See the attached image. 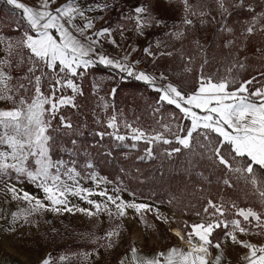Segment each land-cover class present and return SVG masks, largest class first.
Masks as SVG:
<instances>
[{
  "label": "snow or ice",
  "instance_id": "6c2138e0",
  "mask_svg": "<svg viewBox=\"0 0 264 264\" xmlns=\"http://www.w3.org/2000/svg\"><path fill=\"white\" fill-rule=\"evenodd\" d=\"M180 2L185 13L182 24L192 26L194 21L188 16L191 5L188 0ZM6 3L18 12L19 23L15 31L21 35L15 41L0 37V53H3L0 55V102L11 105L8 108H0V183L4 184V190L10 194L12 200L23 201L29 205L25 210L11 213L13 223L21 216L27 220L28 216L42 211L58 214L80 212L89 217L99 216L101 212H105L109 219L125 217L128 209L134 210L141 219L144 212L154 211L149 204L124 201L118 194L120 192L118 188L114 189L116 194H109L106 189L93 192L91 189L81 187L77 179L80 173L76 168L69 166L63 159L53 160L51 157L50 153L55 144L52 133L64 131L68 134L73 130L71 120L61 114L62 109L79 107L76 98L82 96L84 91L78 81L97 66L111 68L149 85L160 94L158 103L166 102L175 106L182 114L181 119L190 121L189 125L181 122L162 124L164 131L154 133L126 125L131 129L130 139L134 142L143 141L149 145L145 149V155L139 159L153 158L151 147L153 144H177L179 147L166 149L165 155L171 157L182 150H188L191 155L207 161L212 169L222 167L226 176L242 177L246 183L254 186L264 200V190H261L264 179L258 177V170L264 173V86L250 90L249 86L253 84L255 77L241 81L237 76L231 75L233 68L244 69L243 63L234 62L228 69V75L219 79L202 73L197 81L198 86L191 93L184 92L171 82L157 86L158 80H167L163 73L137 71L135 66L139 61L129 62V57L137 48L133 47L131 51H126L119 57L99 50L102 41H107L116 48H120V45L114 38L113 29L111 27L96 29L95 21L76 0H64L62 3L60 0H35L32 5L21 0H6ZM155 3L159 4L160 0H155ZM216 3L222 19L218 21L216 17L212 19L221 24V31H232L226 25L227 17L232 12L224 0H216ZM95 7L103 12L108 10L110 5L97 3ZM231 7L255 13L253 6L246 4L245 0H236ZM111 8L115 10V4L111 5ZM132 13L134 15L129 14L126 18L134 20L133 31L139 36H143L144 30L153 24L162 26L165 23L153 16L148 10V5L143 3L134 6ZM191 14L197 15L196 12ZM198 15L204 17L208 13L199 12ZM261 17H264V12L253 15L242 34L246 37L253 35L257 31L256 24ZM100 19H103V16ZM204 22L201 20L202 24ZM259 30L264 31V26ZM125 31L123 27L119 29L121 37ZM173 35L180 39L184 32L177 31ZM196 43L199 46V41ZM143 51L155 57L151 46L145 47ZM160 55L171 56L172 53L161 52ZM14 67L19 73L15 76ZM186 71L191 69L186 68ZM124 78L121 76V79ZM13 80L16 83H13ZM98 88L99 83L93 85L94 90ZM69 91L71 95L66 94ZM115 93L116 89L113 88L110 95L114 96ZM104 107H108L107 102ZM57 120L58 123L54 124L53 122ZM171 120L176 121L177 117L173 115ZM107 127L117 129L115 116L109 118ZM164 133H170L172 138H168ZM96 135L101 139L105 135H111L117 141L129 138L116 134V131L100 132ZM72 143L75 144L76 141L73 140ZM136 146V143L131 145L132 148ZM29 160L34 161L35 168L29 167ZM88 167L92 165L89 164ZM11 173H15L17 181L23 178L42 190L43 199L23 188H18L15 184L6 183L3 178ZM62 176L67 177L73 184L71 186L67 184ZM90 178L97 180L95 175ZM100 182L97 180V186ZM223 183L228 187L232 186L227 178ZM69 194L84 200L92 205V208L85 209L70 204ZM92 195L103 197V202L89 199ZM109 205L114 206L115 210L113 211ZM233 210L234 215L242 220L225 218L226 214H233ZM155 211L158 213V209ZM203 213L207 217L206 220L184 225L190 229L185 233L189 245L187 250L173 247L167 253L160 252L156 257L149 259L139 257L133 247L132 264H209L210 248L220 251L212 264H221L223 259L221 242H214L211 239L213 233L221 227L230 229L225 232V236L230 238L232 243L248 249V254L243 257L247 264H264V246L258 247L248 241L238 240L236 235L237 232L248 234L251 227L264 230V214L252 208H238L234 202L217 203L210 199ZM196 215L200 216L201 213L197 212ZM3 218L0 216V219ZM156 218L167 221L166 217L159 214ZM244 224L249 227H245ZM175 234L181 240L184 239L179 231ZM118 235V231L112 230L106 233L105 238L111 241L112 237ZM112 246L111 242L107 245ZM40 264H52L51 256L42 259ZM120 264H124V261L122 260Z\"/></svg>",
  "mask_w": 264,
  "mask_h": 264
},
{
  "label": "rangeland",
  "instance_id": "374dc122",
  "mask_svg": "<svg viewBox=\"0 0 264 264\" xmlns=\"http://www.w3.org/2000/svg\"><path fill=\"white\" fill-rule=\"evenodd\" d=\"M2 1L0 0V8ZM21 2L32 5L35 0H21ZM60 2L62 3L64 0H60ZM76 2L86 10V13H92L93 8L100 12L95 7L97 3H108L110 5L108 10L103 11L105 15L102 20H104V23L108 20L106 25L113 29L116 41L120 45L119 49L122 52L125 51L130 43L129 48H137V51L132 52L131 56L138 52L140 64L138 69L140 71L152 74L153 72L155 74L163 73L167 77V80H158L157 86L163 85L165 82H171L179 88V85H182L187 93L192 92L186 89L193 85L197 86L198 78L202 73L205 76L213 77V79H219L228 75V69L234 62L237 64L243 63L245 67L242 70L233 68L231 75L237 76L241 81L255 77L253 84L249 86L250 90L264 86V75H262L264 74V31L259 30L261 26H264V17H261L256 24L257 31L253 35L246 37L242 33L252 18L243 22L241 20L233 22L229 21L227 17L226 25L232 31H221V24L212 19L213 17H216L217 21L222 19L216 0H188L189 5H191V11L188 16L194 21L192 26L182 24L185 13L184 6L180 0H160L159 4H156L155 0H76ZM224 2L230 11L235 9L231 5L236 0H224ZM142 3L148 5V10L153 16L163 20L165 23L162 26L153 24V26L144 30L145 34L143 36H139L133 32L135 27L134 20L126 17L129 14L134 15L132 13L133 7ZM245 3L251 4L253 8L259 7L253 15L264 12V0H245ZM113 4H115V10L111 8ZM2 12V15L0 14V37H7L13 41L19 39L21 33L15 31L19 23L17 10H12V15L5 11ZM192 12H196L197 15L193 16ZM199 12H206L208 15L200 17L198 15ZM201 20L205 22L202 24ZM121 27L126 29L123 37H121L119 32ZM177 31H183L184 36L177 39L173 35ZM132 40L134 41L132 42ZM196 41H199V46ZM148 46H151V51L155 53V57L144 53L143 49ZM161 52H171L172 55L162 56L160 55ZM0 55H3V53H0ZM188 58H191V60L189 61ZM186 68H190L191 71H186ZM18 74L14 67L13 75ZM122 75L126 76V74L122 73L92 75L89 98L87 96L83 97V95L76 98V103L81 104V107L86 110L85 114L92 116L94 125L98 128L97 133H112L116 131V134L129 138L124 141H117L111 135L105 136H110L118 144L131 148L133 143L138 146V143L144 142H134L130 139L131 129L126 127V125L143 129L148 133H154L164 131L162 124H175L177 122H181L184 125L190 124V121L181 119L182 114L178 109L166 107V102H154L150 111L144 106V102L142 103V98H140V102L135 100L134 103L127 104V106L123 105V107L115 104L110 92L122 80ZM13 83H16V81L13 80ZM96 83H99L98 90L93 89V85ZM44 90L47 91L46 88ZM128 93L130 94L131 92L129 91ZM66 94L71 95L70 91ZM105 102L108 103L107 108L104 107ZM8 107H11V105L7 102H0V108ZM173 115L177 117L176 121L171 120ZM112 116L116 117L117 129L115 130L107 127V122ZM61 132L65 133L64 131ZM71 133V131L68 132V135H71ZM52 134L55 137V144L50 153L51 157L54 149L62 141L61 138H58L59 132ZM164 134L168 138H172L170 133ZM160 144L163 143L153 145H157L159 148ZM176 147H179V145ZM145 149H143L140 157L145 155ZM164 151V149L160 150V152ZM155 157L156 155L153 154V158ZM196 157L189 154L186 164L183 163L185 165L182 164L180 167L185 171L193 169L196 166ZM52 159L56 160L53 157ZM61 159L68 162L69 166L75 167L80 173L77 179L81 187L91 189L93 192L106 189L109 194H116L114 189L118 188L120 189L118 194L124 201L149 204L154 211L144 212L142 214L143 219L132 209L127 210L125 217H114L112 219H109L105 212H101L99 216L89 217L80 212L58 214L51 211H42L28 216L27 220L21 216L18 221L13 223L11 213L25 210L29 208V205L23 201L12 200L10 194H7L6 190H4V184L0 183V216L4 217L0 219V248L13 257L22 259L24 263L40 264L42 259L51 256L52 264H120L124 259V254L133 247L136 250H150L155 247L162 248L172 242L180 243L175 235L172 234V227L176 226L187 238L185 233L190 229L184 226L185 223L191 225L207 219L203 213L207 201L202 202L199 198L190 201V199L180 195L181 191L178 192V195L174 193L176 191L164 192L165 194L172 192L174 195L179 196L180 200L174 199L178 206L195 212L187 211L182 214L178 212L171 202L163 201L159 195H153V192L138 193L132 191L122 184L121 181L115 182L101 175L98 171L91 170L84 173L79 171L78 169L82 168L83 163L78 160L72 164L71 159L68 157H61ZM151 159H145V162ZM89 164L90 162H87V167ZM28 165L31 168L36 167L33 160H29ZM87 169H91V167ZM92 175H95L97 180L101 181L99 186H97V180L90 178ZM258 177L264 179L259 171ZM225 178L230 180L231 187L223 183ZM3 179L6 183L15 184L18 188H23L41 199L44 197L42 190L36 188L34 184L25 181L23 178L17 181L15 173H11ZM62 179L70 186L73 184L72 181L67 180V177L62 176ZM221 182L226 189L222 190V193L216 194L218 188L212 186L211 193L213 192L214 194H211L210 200L217 203L221 201L229 204L234 202L238 208H252L264 214V200L261 199L254 186L246 183L242 177L237 175L224 176ZM261 190H264V186H261ZM159 193L162 194L161 192ZM152 195L157 198L151 197ZM89 199L97 202H103L104 200L103 197L98 195H92ZM68 200L70 204L78 205L81 208H92V205L77 196L69 194ZM44 202L48 203V201ZM109 207L113 211L115 210L114 206L109 205ZM157 209L158 213L155 211ZM197 211L201 213L200 216L196 215ZM157 214L161 217H166L167 221L158 220L156 218ZM225 218L228 220L234 218L242 220V218L234 215V210L233 214H226ZM244 226L249 227L247 224H244ZM112 230L118 231L119 235L112 237L111 241H109L105 238V235ZM229 230L221 227L213 233L211 239L214 242L220 241L225 232ZM236 235L238 240L248 241L258 247L264 246V230L260 228L251 227L248 234L237 232ZM110 242L113 246L107 247ZM79 243H89L90 247L73 246ZM223 246L228 251L232 249L234 251L233 254H237L238 258H235L234 262L241 261V255H243L244 251H248L241 245L232 243L230 238ZM61 257L65 259L62 260Z\"/></svg>",
  "mask_w": 264,
  "mask_h": 264
},
{
  "label": "trees",
  "instance_id": "16d2710c",
  "mask_svg": "<svg viewBox=\"0 0 264 264\" xmlns=\"http://www.w3.org/2000/svg\"><path fill=\"white\" fill-rule=\"evenodd\" d=\"M258 8L259 7H254L255 11ZM12 10H14L12 6L8 5L6 1L3 0L0 14L3 13L2 11H5L12 15ZM231 12L232 14L228 16V19L233 22L250 20L253 15V12L246 11L242 8H235ZM104 73L110 75L114 73L118 74L116 70L111 68L97 66L90 69L88 74L84 76L82 80L78 81L84 91L83 97L87 96L89 98L90 96L92 84L91 76L103 75ZM122 76L125 78L120 80L119 84L116 86L113 102L123 107V105L127 106V104L130 105L134 103L135 100L140 102V98H142V103L144 102V106L150 111L152 104L158 101L160 94L141 81H136L125 75ZM179 86L181 90L186 92L182 85ZM190 88L186 90L193 91L196 85ZM129 91L131 92L130 94L128 93ZM77 104L79 105L78 108L65 107L62 109L61 114L67 116L71 120L73 130H71V135L59 132L58 138H61L62 141L52 152V157L54 159L57 160L61 159V157H68L74 162L78 160L83 163L82 168L78 169L83 173L85 171L95 170L115 182L121 181L122 184L126 185L132 191L138 193L153 192V195H159L163 201L171 202L178 212L182 214H185L187 211L191 213L195 212L178 206L174 200L175 198L180 200L178 198L179 196H176L178 192L181 191L180 195L185 196L186 199H190V201L199 198L200 201L206 202L211 198V194H214L213 192L211 193L212 186L218 188L216 194L222 193V190L226 189L221 182L224 176H226L222 167L212 169L209 167L207 161H202L195 156L196 166L193 169L185 171L180 165L183 163L186 164L188 161L187 157L190 154L188 150H182L180 153L174 154L171 157L166 156L165 151L160 152L161 149H171L176 147L177 144H160L159 148L157 145H153L152 150L156 157L145 162V159L141 160L139 157L142 155L143 149L147 148L148 144L140 142L134 149L132 147H125L123 144H118L112 140L110 136H104L103 139H101L96 135L98 128L94 125L95 123L93 122L92 116L90 114H85L86 110L81 107V104ZM165 106L176 109L173 105H168L167 103ZM53 123H58V120ZM73 140L76 141L75 144L72 143ZM87 162L92 164L91 169H87L89 168L87 167ZM260 173L264 178V173ZM167 191H176L174 192L176 195L172 192L165 194L164 192ZM153 195L151 197H155ZM73 246H86L89 248L90 244L79 243Z\"/></svg>",
  "mask_w": 264,
  "mask_h": 264
},
{
  "label": "crops",
  "instance_id": "0c3cea01",
  "mask_svg": "<svg viewBox=\"0 0 264 264\" xmlns=\"http://www.w3.org/2000/svg\"><path fill=\"white\" fill-rule=\"evenodd\" d=\"M86 12V10H85ZM90 18H92L95 23H96V29H100L102 27H109V25H106V23H108V20L105 21L100 19L101 16H104L105 14H103V12H98L97 10H95L94 8L92 9V13H86ZM134 32V31H133ZM114 38L116 39V35H114ZM134 40H132L133 42ZM138 41V40H136ZM131 44V43H130ZM129 44V46H130ZM129 46L125 49L124 52H122L119 48L117 49L116 47H114L113 45H111L110 43H108L107 41H102V46L99 48L100 51H103L111 56H122L125 54L126 51H130L132 48H129ZM130 49V50H128ZM131 58H129V62H134V61H139V57H138V52L133 54L132 56H130ZM140 66V64H137L135 66L137 71H140L138 69V67ZM153 74H155V72H153ZM168 82H165L164 84H166ZM198 86V85H197ZM196 86V87H197ZM258 88V87H257ZM256 88H254L255 90ZM195 90V89H194ZM193 90V91H194ZM191 93V92H188ZM199 111V110H197ZM228 238L224 235L221 239V248H222V252H223V259L221 261V264H247V261H245L243 259L244 256H246L248 254V251H244L242 256L241 261L239 262H234L233 260H235V258L237 257V254H233V250L230 249L229 251L223 246L225 245V243H227ZM173 247L176 248H180V249H185L187 250V247L185 245H183L182 243L179 242H172L169 243V245H166L162 248L160 247H155L152 248L150 250H137V255L139 257H145V258H154L156 257V255L160 252H164L167 253V251ZM210 253L211 255L208 257L209 260V264H212V261L214 260V258L220 254V251L215 249V248H210ZM124 264H132V260H131V250H128L125 254H124ZM0 264H27L24 263V261L22 259H17L15 257H13L12 255L6 253L5 251H3V249L0 248Z\"/></svg>",
  "mask_w": 264,
  "mask_h": 264
},
{
  "label": "bare ground",
  "instance_id": "6f19581e",
  "mask_svg": "<svg viewBox=\"0 0 264 264\" xmlns=\"http://www.w3.org/2000/svg\"><path fill=\"white\" fill-rule=\"evenodd\" d=\"M172 234L175 235V237L180 241V243H182L183 245H185L187 248L189 247L188 243H187V238L184 236V234L175 226L171 228ZM177 231H179L181 233V235L184 236V239L181 240L179 237H177V235L175 234Z\"/></svg>",
  "mask_w": 264,
  "mask_h": 264
}]
</instances>
